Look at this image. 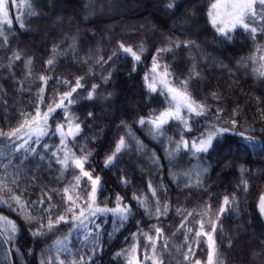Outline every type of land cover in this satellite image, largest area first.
Instances as JSON below:
<instances>
[{"label": "trees", "instance_id": "obj_1", "mask_svg": "<svg viewBox=\"0 0 264 264\" xmlns=\"http://www.w3.org/2000/svg\"><path fill=\"white\" fill-rule=\"evenodd\" d=\"M211 2L212 0H180L178 7L171 12L165 10L167 0H16L19 7L15 5V8L9 4V16L13 23L10 26L11 33H8V46L3 45V37H0V65L7 64L8 56L13 50H19L23 55L19 61L14 62L12 68H0V128L3 129L15 126L21 111H34V93L39 81L25 76L27 69L24 61L29 56L33 58L34 73L53 77L45 86L48 96L57 89L67 90L62 84H57L55 77L67 78L74 83L77 75L84 76L87 72L88 65L77 62L71 54L66 58L57 59L55 67L45 71L44 62L49 58L51 45L61 42L65 34L72 35L77 29L80 30L78 55L81 58L91 48L107 59L117 41L133 45H138L142 40L146 42L145 53L141 61L137 62L135 71L132 70L131 57L124 54L115 58L113 75L107 83L101 76L113 68V63L105 65L103 70L96 67L84 80L85 87L77 90L78 95L74 94L77 96V103L71 106V111L82 122L83 135L79 137V141L87 137V147L93 150L85 166L101 177L98 203H107L112 207L116 194L120 193L125 197V202L133 206L132 215L123 223L111 213L100 214L94 218L95 223L101 225L104 246L93 257V264H126L125 256L116 254L131 246L134 242L131 234L138 229L141 234L135 241L138 245L137 256L143 259L146 249L151 253V244L145 242L143 233L150 231L155 238L153 226L163 229L157 240V249L163 253V264H194L197 259L206 262L207 238L196 240L192 232L188 234L190 240L185 242V230L177 227L183 216L179 215L176 209L198 207L208 202L209 197L213 208H218L220 199L234 192L238 202L221 215L215 233L218 260L221 264H264V217L257 208L259 198L264 193V152L247 150L238 134L246 128L254 129L247 134L262 139L264 78H258L253 73L254 65L250 57L255 54L257 64L259 63L264 49H257L256 45H264V35H260L254 42L241 29L233 33L232 40L218 39L207 18L208 5ZM29 4L32 5L31 10ZM85 4L95 9L94 14H90L87 19L84 13ZM18 13L23 19V28L16 20ZM187 16L191 18L181 24ZM4 27L7 30L9 25L5 24ZM167 35L194 39L207 53V62H200L201 75L199 79H194L191 90L196 99L207 98L211 110L206 116L197 118L190 130H183L186 138L191 140L199 132H204L207 122L215 117L217 107L224 109L221 120L229 123L231 119L238 121L235 131L217 138L216 147L209 155L201 154L196 158L182 148L181 154L175 157L171 165L165 155L164 145L148 136L146 127L141 128L135 123L141 115L147 116L151 110L164 106V96L160 95L159 91L149 94L144 87L143 78L145 72L150 73L152 53L156 47L161 46ZM61 46L67 47L63 43ZM241 57H249V60L237 70V60ZM166 62L171 66L176 83L179 84L188 74L191 63L187 49L181 48L175 54L167 55ZM93 83H97L99 87L95 98L88 100L87 91ZM212 91L219 94V100L211 97ZM108 93L112 95L109 97ZM103 97L108 98L105 100ZM90 110H94V117L88 116ZM60 116L62 112L57 119ZM120 120L132 124L136 135L148 150L156 152L159 168L153 167L146 156L135 150L125 152L115 167H105L103 158L120 134L117 131ZM51 123L54 130L55 120ZM94 133L98 134V138L92 141L91 136ZM180 134L181 126L178 122L171 121L167 135L179 139ZM3 139L0 137V141ZM58 139L50 130L47 138L43 139L41 144L35 145L39 150L36 153L20 150L16 155L0 156V164L10 162L11 167L7 171H15L18 174L19 187L15 190L18 193L23 191L24 198L29 202L38 200L42 193H50L53 204L62 205V189L78 173V170L71 167L60 172L54 160L49 166L48 158L51 152L45 150L43 144L54 146ZM79 141L74 148L78 154ZM41 152L46 153L43 161ZM198 165H210L208 173L202 177L199 184L195 182V170ZM241 165L248 170L243 177L240 172ZM170 168L173 173L192 170L193 182L190 184L184 177L177 183L174 176L169 174ZM3 171L4 169L0 168V173ZM121 175L126 177L127 184L121 182ZM242 178L248 182L247 189L242 185L238 187ZM149 180L154 185H161L162 182L158 195L162 200L169 202L167 215H145L143 209H139L136 201L132 199L133 192L137 190L138 195L145 193L150 197L151 194L147 192ZM84 182L86 184V178ZM87 190H90V185H86L81 194L86 196ZM0 212L15 220L18 225H24V221L16 213L5 207L0 206ZM194 226L195 220L191 219L189 227ZM70 227V223L64 224L47 239L38 242L33 241L26 227L23 228L18 233L16 243L24 255L16 253L13 249L8 264L13 261L14 264H39L38 254L41 248L51 243L57 235L68 234ZM81 234L76 230L71 233L70 243L74 249L82 248ZM6 247L8 246L0 244V264H5ZM189 247L192 251L189 252V261L185 262L183 253ZM29 248H34L32 255H27ZM147 264H151V261H147Z\"/></svg>", "mask_w": 264, "mask_h": 264}, {"label": "snow or ice", "instance_id": "obj_2", "mask_svg": "<svg viewBox=\"0 0 264 264\" xmlns=\"http://www.w3.org/2000/svg\"><path fill=\"white\" fill-rule=\"evenodd\" d=\"M180 0H167L165 4L166 11H173L178 7ZM16 5V0H0V37H3V45L6 47L9 44V35L11 33V25L13 21L9 16V4ZM19 7L18 5H16ZM31 10L32 5H28ZM85 4L84 13L85 19L90 14H94L95 9ZM190 16L184 18L181 24L187 22ZM208 23L211 25L217 38L222 41L232 40L233 33L236 30H243L255 42L259 39L260 35H264V0H212L208 5L207 10ZM16 20L20 23V27L25 25L20 14H17ZM9 25L6 30L4 25ZM80 30L77 29L72 35L65 34L63 40L51 45L49 58L45 60V71L55 67L56 61L59 58H66L69 54L76 58L77 62L88 65V70L84 76L77 75L75 82L72 83L67 78L61 79L55 77L57 84H62L67 90L59 91L54 90L51 96L46 93V85L53 78L47 74L40 73L37 75L32 71L33 58L29 56L24 61V66L27 69L25 76L31 77L33 81L38 80L39 86L34 93V111H21L20 119L17 120L15 126H9L7 129L0 128V156H7L9 154L16 155L20 150L28 153L39 151L35 145L42 143V140L47 138L50 130L53 135L58 137V143L54 146L43 144V148L51 152L48 158L49 166L54 160L56 165L59 166L60 172H64L71 167L73 170H78V173L73 177V180L67 184L63 189L62 205H54L52 194L42 193L38 200L29 202L24 198L23 191L17 192L15 189L19 187L17 181L18 174L8 172L7 169L11 167L10 162L0 164V168L4 171L0 173V206L5 207L7 210L16 213L23 221L24 225H18L17 222L9 216L0 212V244L7 245L5 248V264H8V258L15 252L24 255L17 246L16 240L18 233L27 228L29 235L34 242L47 237L56 231L64 224H71L68 234L57 235L51 243L45 244L38 256L39 264H93V257L97 251L102 250L104 241L102 239L101 225L95 223L94 218L100 214L111 213L113 217H119L121 223L127 221L133 213V206L125 202V197L116 194L114 206L109 207L107 203H98V191L101 187V177L95 174L94 170L86 168V163L92 155V149L88 148V138L79 141V137L83 135L82 122L71 111V106L77 103V90L85 87L84 80L86 77L93 73L96 67L102 70L105 65L113 63V68L108 69L106 74L101 76V79L107 83L113 75L115 68L114 60L121 54L131 57L132 70L137 68V62L141 61L145 53V41H140L138 45L125 44L122 41H117L116 46L108 55L107 59L103 55L98 54L91 48L81 58L78 55L79 46L78 38L80 37ZM66 44L67 47H62L61 44ZM257 49H264V45L257 44ZM184 48L187 49L188 59L191 61L187 75L184 79L176 83L174 74L171 71V66L166 62V57L169 54H175L177 50ZM198 53V55H197ZM23 53L19 50H13L8 56L7 64L0 65L2 67L12 68L15 61H19ZM250 59L254 65L253 73L258 78H264V55L259 57V63L255 54ZM249 57H241L237 60V70L247 64ZM200 62H207V53L201 48V45L194 39L181 38L178 35H167L161 46L156 47L152 53L150 73H144V87L149 94L157 93L164 96V106L160 109H153L147 115H141L135 123L140 125L141 128H147V135L154 141L161 142L164 145V152L168 158L169 164H173L177 155L181 154V149L196 158L201 154L207 156L216 147L217 138L230 131H235L238 121L231 119L223 121L220 119L224 109L217 107L216 115L213 120L207 122V127L204 132H199L191 140L187 139L184 134V129H191L192 124L197 118L206 116L210 110L211 105L205 100L195 98L191 85L194 79L200 78L199 64ZM99 85L93 83L87 91L88 100H93L96 96ZM112 94L108 93L110 97ZM211 97L219 100V94L215 91L210 93ZM108 97H103L107 99ZM259 101L260 98L258 97ZM62 116L57 119L59 113ZM235 115V110L233 112ZM89 117H94V110L88 112ZM55 120L54 130L51 121ZM176 121L181 126V134L179 139H174L167 135V128L170 127V122ZM228 124L229 126H221ZM117 131L120 132L119 136L114 139L111 145V150L103 158L105 167H115L119 158L128 151L135 150L142 156H146L151 161L152 166L159 168V157L154 150H148L143 141L136 135L133 130L132 124L125 120H120L117 126ZM254 129H244L238 134L242 138L247 150L252 152H264V130L261 131L262 139H257L255 136L248 135V132ZM98 134L94 133L91 140L95 141ZM79 141L80 153L74 151L76 143ZM134 146V147H133ZM45 152L40 153L41 161L44 160ZM227 163V162H226ZM210 165L197 166L195 170L196 180L199 184L202 177L208 173ZM248 170L240 166V172L246 173ZM192 170L184 172L173 173L169 169V174L174 176L177 183L181 178L186 177L191 184ZM86 178V184L84 182ZM121 182L127 184L128 180L124 175L120 177ZM86 185H90V190H87V195L81 194L85 190ZM243 186L245 189L248 187V182L241 179L238 187ZM161 185H154L149 180L147 185V192L137 194L133 192L132 199L136 201L139 209H143L144 214L148 216L155 215L161 217L167 215L169 211L168 200H162L158 195ZM46 197V199H45ZM237 195H224L219 202L218 208H213L211 197L208 202L202 203L198 207L191 209L177 208L176 212L183 216L178 228L185 230V242L190 240L189 233L194 232L196 240L202 237L207 238V260H194V264H221L218 260V249L216 246L215 233L218 228V223L221 215L226 210L237 204ZM45 204L47 206H45ZM257 208L261 216H264V193L259 198ZM58 213V214H56ZM196 217H199L196 219ZM195 220V226L189 227L191 219ZM139 223V221L137 222ZM156 237L154 238L149 232H144V240L146 243L151 244V253L146 249L143 259L137 256V243L136 237L141 233L138 229L133 232V243L129 248L121 250L116 255H124L126 264H163V253L157 249V240L163 233L160 226H153ZM73 230L80 231V242L82 248L74 249L70 243V236ZM111 236V233H109ZM164 247H167L165 243ZM179 251V250H178ZM192 249L189 247L183 253V260L189 261V252ZM34 248L27 249V255H32ZM14 264V261L12 262Z\"/></svg>", "mask_w": 264, "mask_h": 264}, {"label": "rangeland", "instance_id": "obj_3", "mask_svg": "<svg viewBox=\"0 0 264 264\" xmlns=\"http://www.w3.org/2000/svg\"><path fill=\"white\" fill-rule=\"evenodd\" d=\"M15 8V5H12ZM264 217V216H263Z\"/></svg>", "mask_w": 264, "mask_h": 264}]
</instances>
